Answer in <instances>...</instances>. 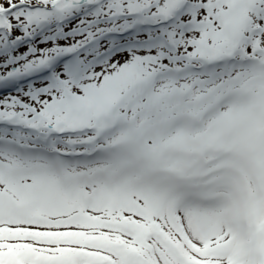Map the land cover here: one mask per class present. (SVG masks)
<instances>
[{"label": "snow or ice", "instance_id": "snow-or-ice-1", "mask_svg": "<svg viewBox=\"0 0 264 264\" xmlns=\"http://www.w3.org/2000/svg\"><path fill=\"white\" fill-rule=\"evenodd\" d=\"M0 264H264V0H0Z\"/></svg>", "mask_w": 264, "mask_h": 264}]
</instances>
